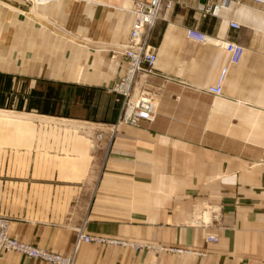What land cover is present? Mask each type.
I'll list each match as a JSON object with an SVG mask.
<instances>
[{
    "label": "crops",
    "instance_id": "obj_1",
    "mask_svg": "<svg viewBox=\"0 0 264 264\" xmlns=\"http://www.w3.org/2000/svg\"><path fill=\"white\" fill-rule=\"evenodd\" d=\"M136 1L41 0L58 14L51 23L75 31L29 30L18 15L19 32L0 31V215L13 237L63 255L82 226L153 246L82 242L76 264H261L264 4L231 0L219 16L201 10L204 0L164 7L150 39L156 118L114 129L122 99L109 88L127 59L113 50L129 39ZM189 28L242 44L241 61ZM224 66L217 96L206 88ZM23 74L37 78L17 83ZM0 264L50 263L7 251Z\"/></svg>",
    "mask_w": 264,
    "mask_h": 264
},
{
    "label": "built area",
    "instance_id": "obj_2",
    "mask_svg": "<svg viewBox=\"0 0 264 264\" xmlns=\"http://www.w3.org/2000/svg\"><path fill=\"white\" fill-rule=\"evenodd\" d=\"M251 1L264 4V0ZM173 2V0H137L131 8L133 22L129 39L122 45L120 51L114 52V57L124 56L127 59V67L122 70L119 79L109 88L110 92L118 94L122 99L121 113L117 123L113 125L114 129L120 125L138 126L142 121H153L156 118L159 97L150 88L149 78L156 70L158 51L156 45L150 40L151 29L155 26L164 7H171ZM230 2L231 0H206L201 4V10L219 16L223 9L229 7ZM230 26L235 29L240 28V24L235 21H231ZM187 35L190 39L200 43L223 46L230 55L231 64L239 63L244 55V46L235 40L218 39L195 28H189ZM228 71V66H224L217 83L208 86L206 90L217 96L222 95ZM9 224V219L0 215V257L7 251H14L25 257L50 264H76V254L82 242L119 245L134 249L153 247L147 243L88 234L82 226L76 229V243L73 252L63 255L13 237L9 232ZM206 240L210 243H217L220 238L215 234H209ZM157 248L185 251L182 248H165L160 245ZM261 264H264V261Z\"/></svg>",
    "mask_w": 264,
    "mask_h": 264
},
{
    "label": "rangeland",
    "instance_id": "obj_3",
    "mask_svg": "<svg viewBox=\"0 0 264 264\" xmlns=\"http://www.w3.org/2000/svg\"><path fill=\"white\" fill-rule=\"evenodd\" d=\"M56 12V11H55ZM53 11H47V9L45 8L44 5H36L34 0H0V16H3V18H1V22L0 25L2 26V28L0 27V31H3L2 29L4 28V30L7 31H13V32H19L20 28L19 26H22V22H20V19H17V15L18 17H22L23 19H27L30 21L29 23V30L33 29L34 26L32 25V23H40V30H47V31H60V32H68L71 31L73 32V30L75 31V29H70V24L66 23H61V22H57V23H51L50 22V18L47 16H51L53 15ZM55 16L58 17L57 12L54 14ZM6 16V19H5ZM4 20L7 21V25L5 26ZM59 20V19H56ZM9 29V30H8ZM11 29V30H10ZM19 30V31H16ZM4 31V32H7ZM4 32H0V33H4ZM64 36V35H63ZM67 37V36H64ZM64 39H70L69 41H75L78 42V44H80L81 46H85L88 45L87 42H85L84 40H77V39H71V38H64ZM118 45V43L116 44ZM122 45H118V47H115L113 50V56H114V52L115 51H120ZM37 76H31V75H18L17 77V83H26V84H31L33 82V80H36Z\"/></svg>",
    "mask_w": 264,
    "mask_h": 264
},
{
    "label": "bare ground",
    "instance_id": "obj_4",
    "mask_svg": "<svg viewBox=\"0 0 264 264\" xmlns=\"http://www.w3.org/2000/svg\"><path fill=\"white\" fill-rule=\"evenodd\" d=\"M36 3H39V2H41V0H34Z\"/></svg>",
    "mask_w": 264,
    "mask_h": 264
},
{
    "label": "trees",
    "instance_id": "obj_5",
    "mask_svg": "<svg viewBox=\"0 0 264 264\" xmlns=\"http://www.w3.org/2000/svg\"><path fill=\"white\" fill-rule=\"evenodd\" d=\"M18 108H20V106L18 105ZM29 108V107H28Z\"/></svg>",
    "mask_w": 264,
    "mask_h": 264
},
{
    "label": "water",
    "instance_id": "obj_6",
    "mask_svg": "<svg viewBox=\"0 0 264 264\" xmlns=\"http://www.w3.org/2000/svg\"><path fill=\"white\" fill-rule=\"evenodd\" d=\"M204 1H206V0H204Z\"/></svg>",
    "mask_w": 264,
    "mask_h": 264
}]
</instances>
